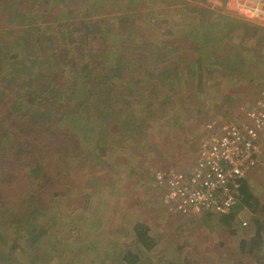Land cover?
Masks as SVG:
<instances>
[{
  "label": "rangeland",
  "instance_id": "1",
  "mask_svg": "<svg viewBox=\"0 0 264 264\" xmlns=\"http://www.w3.org/2000/svg\"><path fill=\"white\" fill-rule=\"evenodd\" d=\"M229 6L0 0V264L11 246L13 264H262L264 166L235 216L179 214L155 177L188 170L208 125L244 122L263 95L264 25ZM35 120L53 134L32 157Z\"/></svg>",
  "mask_w": 264,
  "mask_h": 264
},
{
  "label": "built area",
  "instance_id": "2",
  "mask_svg": "<svg viewBox=\"0 0 264 264\" xmlns=\"http://www.w3.org/2000/svg\"><path fill=\"white\" fill-rule=\"evenodd\" d=\"M228 1L237 16L264 25V0ZM245 116L244 122L209 124V134L202 138L197 160L188 170L156 172L168 208L185 216L206 211L230 214L236 208L246 177L264 166V92Z\"/></svg>",
  "mask_w": 264,
  "mask_h": 264
},
{
  "label": "trees",
  "instance_id": "3",
  "mask_svg": "<svg viewBox=\"0 0 264 264\" xmlns=\"http://www.w3.org/2000/svg\"><path fill=\"white\" fill-rule=\"evenodd\" d=\"M223 2L224 3H226V0H223ZM6 13V11L4 10V11H0V19H2V15H4ZM22 32H20V34H21ZM6 35V32H1L0 31V43H1V41H2V37H4V36ZM17 40H19V38H16ZM53 60H55V58L53 57ZM37 65V63H33V66H34V70H30L29 71V73L28 72H26L25 74L26 75H31L32 76V73H40L41 72V67L38 69V65ZM36 66V67H35ZM51 75H53L52 73H51ZM48 76V75H47ZM48 79H49V77H48ZM48 79L45 81L46 82V84H43V85H41V86H39V88L40 87H43L42 88V90L43 91H46L47 89H48V87H49V89H48V92H50V91H52V88H53V85H49V84H47V81H48ZM40 85V84H39ZM46 85H48V87L46 86ZM45 86V87H44ZM26 87V86H25ZM35 88V87H34ZM26 89V88H25ZM15 100V105L17 104L18 105V109H20V104L21 103H24L23 101H19L18 100V98L17 99H14ZM22 110H25V109H22ZM21 110V111H22ZM47 116V115H46ZM51 125V122L50 121H48V120H35V122L34 123H32V124H29L28 125V129H34L35 130V132L36 133H38V135H39V138H38V143L35 145V143H36V141H35V143H34V145L35 146H33L32 148H26L25 150H27V151H30L29 152V155L30 156H34V155H36L37 153H35V152H37L38 151V153L42 150V149H44V143H45V141H44V137H45V129L52 135L53 134V131L50 129V126ZM29 126H31V128L29 127ZM49 133H47V135H49ZM0 136L3 138V131H2V129H0ZM1 138V139H2ZM8 143H9V139H7V140H5V141H2V142H0V147L1 146H3L2 148H0V149H2V150H0V167L3 165V164H5V168H7L8 169V163H6L5 161H7V160H10L9 158V156L7 155V149H6V146L8 145ZM22 148V149H24V147H25V142H23V138L22 139H17V142L16 143H12V142H10V148ZM24 158H22V160H23ZM17 160V159H16ZM26 160V159H25ZM18 161V160H17ZM25 163V162H24ZM244 193V194H243ZM242 194H243V196L241 197V200H242V204L243 205H247V206H249L250 204H251V202H250V198L253 196V194L247 189V184L244 182L243 183V187H242ZM238 206H239V204L236 206L237 208H238ZM207 212H213V213H215V214H221V213H219V212H216V211H207ZM234 211H232V213H233ZM222 215H226V214H222ZM233 215L235 216V212L233 213ZM140 224H138V226H139ZM138 226H136V231L139 229V227ZM141 226V225H140ZM138 232V231H137ZM139 234H140V236H141V240H142V234H141V232H138ZM140 240V241H141ZM145 243V242H144ZM146 245H148V243L146 244ZM147 247H149V246H147ZM16 249V248H15ZM15 249H12V246L10 247V249H8V250H10L9 251V253H10V257L9 258H6V260H5V262L4 263H6V264H13L14 263V261H13V258H11L12 257V255H13V253L16 251ZM141 260V257L139 256V255H137V254H134V253H132V252H128L127 253V256H125V262H126V264H141L139 261ZM261 262H262V264H264V256H262V258H261ZM184 264H187V263H184ZM189 264V263H188Z\"/></svg>",
  "mask_w": 264,
  "mask_h": 264
},
{
  "label": "crops",
  "instance_id": "4",
  "mask_svg": "<svg viewBox=\"0 0 264 264\" xmlns=\"http://www.w3.org/2000/svg\"><path fill=\"white\" fill-rule=\"evenodd\" d=\"M256 168H257V167H256ZM256 168H254V169H256ZM254 169H253V170H254ZM253 170H252V171H253ZM252 171H251V172H252ZM251 172H250V173H251Z\"/></svg>",
  "mask_w": 264,
  "mask_h": 264
},
{
  "label": "clouds",
  "instance_id": "5",
  "mask_svg": "<svg viewBox=\"0 0 264 264\" xmlns=\"http://www.w3.org/2000/svg\"><path fill=\"white\" fill-rule=\"evenodd\" d=\"M227 1V0H226Z\"/></svg>",
  "mask_w": 264,
  "mask_h": 264
}]
</instances>
